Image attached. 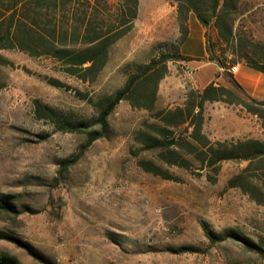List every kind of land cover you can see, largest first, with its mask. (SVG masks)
<instances>
[{"label": "rangeland", "instance_id": "rangeland-1", "mask_svg": "<svg viewBox=\"0 0 264 264\" xmlns=\"http://www.w3.org/2000/svg\"><path fill=\"white\" fill-rule=\"evenodd\" d=\"M79 1H93L94 11L106 15L100 32L117 20L121 0ZM236 4L230 21L237 43L221 40L215 25L204 26L193 12L185 23L189 32L194 21L206 27L208 44L228 68L244 60L242 53L264 62V0ZM178 5L139 0L131 30L111 46L93 80L69 74L50 56L0 50L9 61L0 62V198L20 211L0 209V253L21 264H264L243 241L212 243L205 231L207 226L216 233L264 238V206L228 185L248 162L225 160L218 171L205 167L198 156L203 141L191 134L195 127L177 125L178 117L173 124L164 120L165 113L184 107L191 92L203 90L192 64L180 58L185 40ZM185 49L199 50L198 41ZM162 53L172 58L154 109L122 100L105 135L80 155L87 141L80 129L101 130L102 101ZM211 62L209 76L220 67ZM230 76L220 69L212 83L261 109ZM38 102L53 115L38 111ZM203 117L201 135L211 142L264 138V117L242 104L207 101ZM172 139L171 148L161 144ZM181 246L199 251L168 250Z\"/></svg>", "mask_w": 264, "mask_h": 264}, {"label": "trees", "instance_id": "trees-1", "mask_svg": "<svg viewBox=\"0 0 264 264\" xmlns=\"http://www.w3.org/2000/svg\"><path fill=\"white\" fill-rule=\"evenodd\" d=\"M179 14L182 19L183 39L189 34L185 23L190 12L195 13L204 26L215 25L219 38L227 43H237L233 22L230 16L237 8V0H178ZM139 0H121L119 15L107 31L100 32L106 27L105 17L94 11L93 1L79 0H0V50L4 48H19L31 55H46L58 59L65 70L83 80L95 79L106 65L110 48L132 28L137 16ZM208 59L216 61L220 67L226 66L212 51L208 44ZM172 56L162 53L160 57L142 66L140 71L130 76L125 86L112 97L102 101L98 116L101 130L80 129L87 133V141L80 151L82 155L93 142L105 135L109 116L114 112L122 100H128L133 107L153 110L157 101L158 85L167 72V61ZM180 58L190 60L181 55ZM242 58L252 67L264 73V62L242 53ZM0 62L9 61L0 53ZM230 81L239 90L242 86L230 76ZM54 84H62L55 81ZM227 101L244 105L249 111L261 114L264 117V101H256L261 109L256 108L244 97L223 86L211 83L201 91L191 92L184 107L164 114V120L194 126L191 133L203 141L201 157L205 167L219 169V164L225 160L246 161L248 164L239 173L234 175L228 185L240 189L258 205L264 206V140L244 139L232 141L211 142L201 135L203 113L207 101ZM38 111L51 117L52 111L37 103ZM80 127H84L83 124ZM167 148L175 146V140L161 141ZM203 154V155H202ZM202 155V156H201ZM79 157L64 163V168L77 162ZM159 174L155 169L150 170ZM0 209L20 212L8 198H0ZM205 231L212 243L225 238H233L244 242L245 246L259 255L264 261V238L254 241L240 236L233 230L216 233L205 226ZM174 253L197 252L198 248L181 246L177 249H168ZM0 264H21L20 261L6 253H0ZM45 264H51L45 262Z\"/></svg>", "mask_w": 264, "mask_h": 264}, {"label": "crops", "instance_id": "crops-1", "mask_svg": "<svg viewBox=\"0 0 264 264\" xmlns=\"http://www.w3.org/2000/svg\"><path fill=\"white\" fill-rule=\"evenodd\" d=\"M206 32V27H204L200 22L194 21V23L190 26V32L183 43L182 55L190 59L188 60V63L192 64V67L195 69V73L198 74L199 85L204 89L214 81L215 73L220 69H224L231 72L232 77L242 86L244 92L249 97L257 101H264V73L250 66L244 60L239 63L238 70L236 72H232L231 67H219L217 69L215 68L214 72L210 76L207 74V69H209V66L213 63L208 59L209 53ZM191 40L198 41L199 50L194 52L185 49V46ZM215 84L218 85L217 83ZM262 140H264V138Z\"/></svg>", "mask_w": 264, "mask_h": 264}, {"label": "built area", "instance_id": "built-area-1", "mask_svg": "<svg viewBox=\"0 0 264 264\" xmlns=\"http://www.w3.org/2000/svg\"><path fill=\"white\" fill-rule=\"evenodd\" d=\"M238 66H239V65H233V66L231 67V71H232V72H236V71L238 70ZM186 74H188V75L190 76V78H193V76H194V71H193L192 69L188 68L187 71H186Z\"/></svg>", "mask_w": 264, "mask_h": 264}, {"label": "bare ground", "instance_id": "bare-ground-1", "mask_svg": "<svg viewBox=\"0 0 264 264\" xmlns=\"http://www.w3.org/2000/svg\"><path fill=\"white\" fill-rule=\"evenodd\" d=\"M188 75V74H187ZM189 76V75H188ZM190 77V76H189Z\"/></svg>", "mask_w": 264, "mask_h": 264}]
</instances>
